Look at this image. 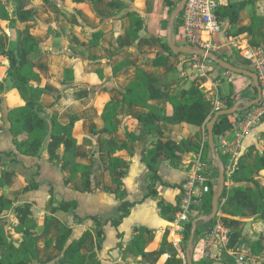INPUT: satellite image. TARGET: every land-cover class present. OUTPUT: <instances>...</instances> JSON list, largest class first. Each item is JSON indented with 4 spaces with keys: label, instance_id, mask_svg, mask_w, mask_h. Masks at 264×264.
I'll use <instances>...</instances> for the list:
<instances>
[{
    "label": "rangeland",
    "instance_id": "rangeland-1",
    "mask_svg": "<svg viewBox=\"0 0 264 264\" xmlns=\"http://www.w3.org/2000/svg\"><path fill=\"white\" fill-rule=\"evenodd\" d=\"M85 1L86 2L82 5H77L72 0H9L8 2V7L11 11L17 9L32 10L35 13L34 15L38 18V22L31 23L30 28L33 30L37 41L41 43L42 48L31 55H23L22 52L17 50V56L20 58L21 63L27 60L33 62L39 73L46 79V84H50V87L54 88L53 85H51L53 84L52 82L63 85L58 89H52L54 90L53 95L56 94L55 92L62 94L67 88V86H65V71L67 69H72L73 80L77 81L76 85L83 83L87 88L93 91V95L87 94L83 99H80L82 103L78 104V110H81L84 106L89 104L91 106L94 105L97 101V95L105 91L108 86L114 89L112 90L114 94L115 90L121 93V87L136 78L137 74L135 66L140 65L148 74L150 86L154 84L156 89H159V86L163 83L167 84V86H170L169 84L174 85L173 90L174 92L176 91V94H171H174L176 97L182 98L191 85L198 86L204 98L212 103L213 111L219 108L229 107L237 101L238 98L236 99V95L241 92V89L236 91L232 89L231 86L224 89L219 86L224 79H227V74L232 76L234 72L227 71L222 67L220 68V66L213 61L208 62V59L203 56L194 54H174L167 50L166 36L169 16L181 0ZM131 10H135L143 18V28L139 33L140 37L136 40L132 39V37H130L127 33V30L131 25V15L129 14ZM152 15H155V23L150 20ZM254 16L264 18V0H248L246 7L241 11V13H239V17L235 23L228 22L227 18L226 20L224 19V21H226L222 25V30L224 31H222V37L224 41L219 40L220 42L215 43L214 49L210 50H212L217 57H220L235 66L249 69L254 71L256 74H259L260 68H264V26L253 27L251 25V18ZM101 18H103V20H101ZM113 18L119 19L120 22H111L110 20ZM26 26L27 25L24 23H16L12 36L9 34L0 36V44L5 47L11 45L15 47L17 42L27 34ZM96 30L101 31L102 34L98 40V45L91 47L89 44L92 41L93 33ZM173 31L174 27L172 34ZM247 51H256L257 56L255 58L257 59L258 56L262 57L259 61V65L261 66L260 68L259 65L255 63L253 58L249 59L246 56ZM158 54H164L166 56V60L161 67L155 68L152 66L150 61L144 63L148 57H154ZM123 60H127L130 63V67L117 75L111 76L107 81L105 78L104 80V76L101 75L99 71L107 67H111ZM88 63H92L93 66L86 67ZM220 71L223 73L220 74ZM4 72L7 74V70ZM209 78H212V80ZM12 81L13 79H10L9 84L3 83V98L6 95V88H8V85H11L10 87L12 88ZM259 81L262 87V98L260 101L262 100V102H264V79H259ZM104 87L107 88L103 89ZM253 88L254 92L251 94V98H255L257 96L256 88ZM173 90L171 89L170 92ZM13 91H16L15 88H13ZM17 95L19 94L17 93ZM121 96L123 97L122 93ZM106 102L101 100V104L98 105L100 111L103 110ZM81 104L83 105L81 106ZM166 104L171 107V104L167 100H165L164 103L165 107ZM257 107L258 105L255 104L251 107L243 108L235 112L232 115L234 117L231 124L232 122L241 123L243 118H245V115ZM137 108L138 107L132 106L129 108V112H139ZM138 114H141V112ZM100 116L102 117V112ZM131 117L135 116H122L121 120L126 125V122L130 121ZM135 119L138 122H142L137 118ZM263 121L264 116L259 117L258 121L246 130H243L241 126H235L236 128H233L230 125V127L232 128L236 138H242L256 127L260 126ZM160 123H162L166 131L171 134L168 138H166L163 134V137L166 139L165 141L160 138L161 136L159 132L161 131H158L157 128L154 134L149 133L147 130V133L145 137H143L140 144L135 141L132 143V149L117 150L114 153V155L118 156H120L118 153H121L124 156V158L121 156V166L124 170L128 168V163L134 153H139L141 157L144 156L147 159L150 155L151 157L155 155V153H157L156 144L158 143V140L163 143L160 154L169 158L171 157L173 162L174 160H177L174 155V153H177L174 141L176 137H179V135L175 134V132L179 131L181 135V140H178L180 144L182 141L186 143L185 140L188 132L181 124H165L162 121ZM135 124L136 123H134V125ZM154 124L157 127L161 126L160 124L158 125V122ZM74 133L75 130L73 129V136L75 135ZM258 135L261 146L259 150H261L264 146V131L260 132ZM196 136L199 137V141L203 144V151L205 149V142L207 141V132L205 131L204 126H201V128L196 131ZM223 138V136H219L218 142L214 140L218 151L219 149L222 151V153L220 151L219 153L225 162L226 168L225 188L222 193L220 209H218L217 215L232 218V223L229 226H224L221 224V220L219 219L215 222L228 228L229 230L228 242L225 245H222L217 251L218 261L228 262L231 264H264V209L258 210V202L256 200L252 201V199L247 197V194L252 188H264V173L262 171H258L253 176L247 177L244 180L234 178L233 174L237 169L235 166L236 160L230 153V148L228 144L225 143ZM104 140L105 139L100 138V143H94V150L97 147L98 150H100L99 145L104 142ZM234 142L236 145L237 141L235 140ZM231 147L234 149L235 146L232 145ZM202 151L200 152L199 149H197L192 153L191 157H189V171L191 168H194L198 163H200L202 164V170L200 173L205 174L206 170L203 168L205 166L203 164L208 162V160L212 157L210 150L207 151L208 153L206 155H204ZM107 153L109 152L107 151ZM83 154L84 153L80 152V157L83 156ZM109 155L111 154L109 153ZM1 159L2 156L0 160ZM214 166L216 167L215 172L218 175V168L216 165ZM239 168L241 169L242 167ZM35 172L32 173L29 178H25L24 183L26 184L22 187V191L25 186H28L30 189L32 179L34 180V177L38 174ZM116 172L118 175L119 172ZM215 180L214 190H216L218 186V176ZM74 182L78 183L77 185L80 186L79 177H76ZM183 182L181 184L184 186ZM238 182L249 184H247V186L236 185ZM111 183L113 184V194L115 195L117 185L113 182L112 176L110 177V181L107 180V184L110 185ZM233 186H243L244 189L240 190L241 192L238 190L241 193L240 197L252 201L251 204L253 205H241L238 207L236 206V202L232 203L230 198L234 196L236 191L230 194L229 189ZM100 189L106 190V187L103 183H99L98 181L96 190ZM89 190L90 189H87V191ZM27 191L25 190L23 193ZM145 191H149V188L146 187ZM181 192L182 189L179 193V199ZM47 193L50 195L48 200L37 199L35 201L32 196L29 197L26 194L25 196L28 197L22 196L23 201L21 202V204L25 202L30 204L31 218L36 222V226L32 232L37 237V264L66 263V258L63 256V252L55 243L59 227H67L71 229L69 240L79 237L84 230H88V240L80 249V253L85 257L93 255L100 264H187L186 249L190 233L188 235L184 232L181 236L180 245L177 247L174 246L172 250H166L161 247L162 238L165 237L168 242H172L173 239H176L175 236H173L174 232L169 231L168 233L163 234L164 236L162 237L154 231H145V242L142 254H135L129 251L128 247L131 246V242L133 240L131 237L129 240L117 244V252L118 254H122L120 256L121 261H119V263L116 262L117 258L112 257L110 254L108 255L111 259H106L107 261L103 262L104 258L101 259L98 257V254L100 253L98 244L102 243L104 239V237H102L100 240L99 237L103 234V232L95 229V224L91 219L90 221L92 227H87L86 223L89 221L87 216L83 217L84 219L80 225H75L76 223L73 222L71 227L64 219V216H66V213L69 211L72 213V220L74 221V213L78 211V206L75 209H69L64 212V210L59 208V201L61 200V197L57 198L53 190H50V188H48ZM244 193H246V195ZM238 201H240V199ZM45 203H48L47 210L49 213L40 219L37 217L39 215L37 208H41L42 204ZM203 214L205 213H203L201 208L199 215ZM257 214L259 216L255 217ZM15 215L16 205L11 203L9 209L0 213V225L7 235V239L11 240L16 245H19L22 237ZM58 215H61L59 216L60 219L56 217ZM259 218L260 221H262L260 223L257 222V219L259 221ZM192 219L193 217L189 220L190 226L192 224ZM210 225H212L210 222H203L199 228ZM197 228L194 235V243L196 245V249H199L202 241L195 237L197 236ZM89 229H92L93 231L91 232ZM234 231H237L239 235L233 236ZM92 234L95 236V239L94 237L91 238ZM46 240L51 242L48 247L46 246ZM2 252L3 249L0 246V257ZM182 254L185 255V258L182 257ZM239 257H241V259ZM236 260H239V262ZM195 262L197 263L196 259ZM205 262L207 261H204V263Z\"/></svg>",
    "mask_w": 264,
    "mask_h": 264
},
{
    "label": "trees",
    "instance_id": "trees-1",
    "mask_svg": "<svg viewBox=\"0 0 264 264\" xmlns=\"http://www.w3.org/2000/svg\"><path fill=\"white\" fill-rule=\"evenodd\" d=\"M47 1V0H44ZM77 5H82L85 0H72ZM9 0H0V36L11 35L16 23L26 24V32L14 46H2L0 44V50L4 51L8 60L7 75L13 83L12 88H15V92L19 94V97L24 101L23 105L15 106L7 111V120L9 123V132L13 136L14 147L22 155L31 156L36 159L40 158L43 147L47 141L54 136H61L62 147L56 146L52 154L49 156V162L52 166L67 169V173L62 177L64 184L68 188L76 189L80 192H85L90 189L91 175L93 167L91 164L82 163L76 158V145L77 139L72 135L75 122L78 120V114H72L69 121L66 124H62L55 114H47L44 106L40 102V96L47 91L44 87V80L39 71L34 66L33 62L25 61L20 62V58L17 56V50L22 52L23 55H29L42 48L40 42L37 41L33 30L30 28V24L38 22V18L27 12L25 9L10 10L8 7ZM248 3V0H238L229 4H223L220 6V18H227L228 22L235 23L238 19L240 11H242ZM131 15V25L127 30V33L136 40L140 37V31L142 30L143 18L134 10L129 12ZM103 20V18H101ZM251 25L253 27L264 26V18L260 16H254L251 18ZM101 31L96 30L93 33L91 47L98 45V40L101 36ZM16 42V41H15ZM166 48L171 52L168 45ZM166 56L164 54H158L154 57H148L144 63L150 61L155 66H161L164 64ZM130 67V63L127 60L120 61L115 65L102 69L99 71L103 75V79L106 81L114 75H117ZM221 68V67H220ZM136 78L131 80L128 84L121 87V93L123 99L109 100L103 107L102 118L104 120V127L107 131H116L121 127L125 140L118 144L113 141L112 144L106 145V150L111 154L108 159L109 172H119L118 177H113V182L117 185L115 192V198L119 201L118 216L115 218H109L108 221L112 226L117 227L130 212V207L136 203H140L143 199L147 198L150 193L144 194L141 200L130 202L124 200L126 195V189L123 183V177L126 174V170L121 166L122 158L118 155H114L117 150L129 149V143L136 141V135L130 126L123 123L122 116L124 114V106H136L147 109V114L156 115L158 121H162L165 124H182L187 123L189 125L205 127L211 119L214 111L212 103L205 99L201 90L196 85H191L186 94L182 98L176 97L174 94H168L166 100L172 106V113L167 114L165 105L157 106L151 103V98L148 92L150 86V79L147 72L140 66L136 65ZM3 64L0 63V74L3 72ZM65 81L73 80L72 69L65 71ZM237 74V73H234ZM244 76L242 74H239ZM104 79V80H105ZM78 85H83L82 83ZM104 87L103 89H106ZM4 85L0 82V106L3 103ZM58 96V94H57ZM144 115L138 114L135 116L138 120H143ZM233 115V114H231ZM222 117V116H221ZM219 117V118H221ZM218 118V119H219ZM145 128L149 133L154 134L157 126L154 123L143 122ZM98 133L94 130L83 136L82 144L91 145L97 143ZM209 151L208 142H205V149L202 151L206 155ZM11 157L12 163H18L16 154L13 150H8L0 154ZM149 158L141 157V162H144L147 166V170L150 173V182L147 187L149 191L154 189L155 183L158 181L159 176L157 174L156 166ZM222 158V157H221ZM223 160V158H222ZM224 161V160H223ZM215 163V161H214ZM225 163V162H224ZM216 164V163H215ZM34 167L39 170V165L36 163ZM264 170V147L261 151H252L249 153L248 163L241 169L234 171L233 177L236 179H243L253 176L256 172ZM36 173V172H35ZM79 177L80 186L74 184V179ZM2 177H0V183ZM31 188H37L39 184L32 179ZM175 187H181L176 185ZM52 188L50 187V190ZM243 186H233L229 189V193L232 194L235 191L243 190ZM29 190L28 186H25L23 191ZM214 188L210 193L203 195L202 197V210L207 214L211 210L212 194ZM247 197L258 202V210L264 209V193L261 188H253L247 194ZM222 195L218 201V209H220ZM179 200V195H178ZM12 201L0 195V213L9 209ZM78 204L75 200H63L59 201V208L64 211L77 208ZM16 218L19 225V231L21 232L22 240L19 245H15L11 240L7 239L2 226L0 225V246L3 249L0 257V264H37V237L33 234L32 230L36 226V222L31 218L30 204L25 202L16 205ZM259 216L258 214L255 216ZM88 219L93 220L95 229L102 231L103 222L97 215L87 216ZM221 220V224L229 226L232 223V218L226 216L216 215L214 219L210 221V224H214L217 220ZM194 218L192 219V221ZM83 218L74 213V222L82 223ZM191 222V221H190ZM203 222H199V227ZM191 226H188L185 232L189 235ZM145 226H134L131 246L128 247L129 251L135 254L143 253V245L145 242ZM71 235V229L65 227H59L55 243L63 252V256L66 258L65 264H100L99 261L92 255L85 257L80 253V249L84 243L88 240L89 231L85 230L79 237L69 240ZM121 235V233H118ZM100 240L102 236L99 237ZM51 242L46 240V246L48 247ZM161 247L166 250H172L174 248L171 242H168L165 237L161 240Z\"/></svg>",
    "mask_w": 264,
    "mask_h": 264
},
{
    "label": "crops",
    "instance_id": "crops-1",
    "mask_svg": "<svg viewBox=\"0 0 264 264\" xmlns=\"http://www.w3.org/2000/svg\"><path fill=\"white\" fill-rule=\"evenodd\" d=\"M235 1L238 0H222V5ZM97 2L99 1L97 0ZM26 11L35 14L32 10ZM150 20L155 23V15H152ZM221 20L223 25L226 21H224V19ZM110 21L115 23L120 22V20L116 18H113ZM223 32L212 36L214 44L220 42L219 40H223ZM0 63L3 64L4 68L3 72L0 74V82L9 84L10 77L6 74V72H4L5 70H7L8 60L5 56V53L2 51H0ZM91 66H93V64L88 63L86 67ZM152 66H154L155 68H159L162 65L155 66L152 64ZM222 73L223 72L220 71V74ZM227 76V79H224L219 84L222 89L228 88L229 86H231L232 89L236 91L241 89V92L236 95V99H252L251 94L254 92V86L251 78L247 76H241L239 74H233L232 76L227 74ZM209 79L212 80V78ZM43 80L44 87L47 89V91L40 96V102L44 106L47 114H55L62 124H66L72 114H78V120L76 121V124L73 128L75 130L74 136L78 140V143L76 145V158L78 161L91 164L93 167L90 190L86 192H80L76 189L68 188L64 184L62 178L67 173V169L52 166L50 164L48 158L52 154L56 146H60V148L62 147L61 142L63 137H51L43 147L39 159L22 155L15 149L13 136L9 132L7 111L12 107L23 105L24 101L19 97V95H17L15 91H13V88L10 87L11 85H8V88H6V95L4 96L3 103L0 106V154L8 150H13L16 154L18 163L14 164L10 162L11 157L4 154L1 155L2 159L0 160V177H2V181L0 183V195H3L5 198L11 200L13 204L18 205L23 201L22 196H25L26 194L29 197L32 196L35 201L37 199L48 200V197H50V195L47 193V191L48 188L52 187V190L57 198L61 197V199L67 201L75 200L78 204V211L76 212L78 216L83 218L84 216L97 215L103 222V234L101 236L104 237V239L102 243L98 244L100 251L98 257H100L101 259L104 258L105 260L103 259V262H106V259H111L109 258L108 254H110L114 258L116 257V262L119 263V261H121L120 256L122 254H118L116 248L117 244L123 243L134 236V226H145L147 228V232L154 231L160 234L161 237L164 236L163 234L168 233V231L173 232L172 221L177 209L178 195L182 189L181 183L185 179L190 168L188 166V163L190 161L189 157H191L192 153L197 149H199L200 152L202 151L203 144L199 141V137L196 136V131L201 127L189 125L187 123L181 124L186 128L188 134L185 140L186 143L182 141L180 144L178 140H181V135L179 131L175 132V134L179 135V137H176L174 141V146L177 151V153H174L177 159L174 160V162L171 157L169 158L160 154L162 151L163 143L158 140V143L156 144L157 153H155V155L151 157L150 161L153 162L155 166H157V174L159 176V179L155 183L154 189L151 191H145L148 183L150 182V173L147 170L146 164L144 162H141V156L139 153H134L132 155V158H130V161L128 163V168L126 169V174L123 177V183L126 189L124 200L135 202L141 200L146 193L151 192V195L143 199L142 202L136 203L134 206L130 207L129 214L123 218L122 222L117 227H114L106 220L118 216L119 201L113 194V184H107V180L110 181L111 176L118 177L119 174L117 175L116 171L113 172V174L109 173L108 159L110 155L106 151V145L112 144L113 140H115L118 144H121L125 140V135L121 127L112 132H109L105 129L104 120L100 116L102 111L99 110L100 108H98V105L101 104V100H104V102L111 99L122 100L123 97L121 96V93L119 91L115 90L114 94L112 92V90L114 89L108 86L105 91L97 95V101L94 105L91 106L89 104L87 106H84L81 110H78V104L82 103L80 99H83L87 94L93 95V91H91V89L87 88L83 83V85H76L77 81L71 80L66 81L65 86H67V88L63 91L62 94H59V92H55L56 94L53 95L54 90L52 89H58L63 85H61L60 83L55 84L54 82H52L53 84L51 85H53L54 87L52 88L49 86L50 84H46L47 81L45 78H43ZM169 85L170 86H167V84L163 83L159 86V89H156V86L152 84V86L148 88L151 103L157 106H162L165 103L168 93L176 94V91L174 92L173 90L174 85ZM171 89L173 90L172 92H170ZM82 105L83 104H81V106ZM130 107L132 106H124L123 113L127 114L128 117L130 115L136 116L139 112H141V114H146L144 115L142 122H138L135 117H131L130 121L126 122V125H129L130 129H132L136 134V138L138 139H136V141L138 144L141 143L143 137H145L147 133V129L143 124L144 121L148 123L158 122V125H161L157 127V130L162 132V135L161 132H159L161 136L160 138L162 140L165 141V137H170L171 134L166 131V129L163 127V124L160 123L161 121H158L157 116L147 114V110L142 108L139 109L140 107L137 108L139 112H129ZM166 112L167 114H171L172 106L170 107L168 106V104H166ZM233 117L234 116L232 115H225L219 118L213 128V136L216 142L219 141V136L224 137L223 139L225 143H227L230 148V153L236 160H234L235 166L237 167V169H240L239 167H244V165L248 163L249 153L251 149L252 151H259L261 153L264 146L261 150H259L261 146L258 139V134L264 131V121L260 124V126L256 127L245 137L236 138L232 128L230 127ZM134 123L136 124L134 125ZM94 130L98 133L96 138L97 143H100V138L105 139L104 142L99 145L100 150H98V147L94 150V143L91 145L82 144L83 136L91 133ZM163 134L165 135V137H163ZM235 140L237 141L236 145L234 142ZM232 145L235 146L234 149H232ZM128 146L130 149H132V143H129ZM80 152L84 153L81 157ZM220 152L222 153V151ZM118 154L120 155V157L122 156L124 158L121 153ZM209 161L210 163H212V172L214 173V177L216 178L218 175L215 172L216 167L213 166L216 164L213 162V160H208V162ZM36 163L39 165V170H36V168L34 167V164ZM33 171H36L38 173L34 177V181H36L39 186L34 189H31L30 186V189L27 192L23 193L22 187L26 184L24 183L25 178H29L30 175L34 173ZM261 171L264 173V170ZM244 179L245 178H243V180ZM98 181L99 183L101 182L103 183V185H105L107 191L104 189L96 190ZM74 184L77 185L78 183L74 182ZM247 184L249 183L238 182L236 185L247 186ZM176 185H181V187H175ZM262 191L264 193V188H262ZM240 192L236 191L234 196L230 198L231 202H236V206L238 207H240L241 205H253L251 204L253 200L250 201L241 198ZM244 194L246 195V193ZM239 199L240 201H238ZM47 207L48 203H45L42 204L41 208H37V210L39 211V215L37 216L38 218L42 219V217L49 213ZM66 214L67 215L64 216V219L72 227V224L74 222L72 220V213L68 211ZM199 214H194L193 218L195 219ZM59 216L61 215H58L56 217L60 219ZM257 222L260 223L262 221H260L259 218V221L257 219ZM80 224L81 223H76L75 225ZM86 226L89 228L92 227L90 219L86 223ZM89 230H91V232L93 231L92 229ZM118 233H121V235H118ZM93 234L91 235V238L94 237L95 239V236H93ZM234 235L239 234L237 231H234L233 236ZM192 260L194 259L192 258Z\"/></svg>",
    "mask_w": 264,
    "mask_h": 264
},
{
    "label": "built area",
    "instance_id": "built-area-1",
    "mask_svg": "<svg viewBox=\"0 0 264 264\" xmlns=\"http://www.w3.org/2000/svg\"><path fill=\"white\" fill-rule=\"evenodd\" d=\"M221 5L222 0H187L174 22L175 25L173 26L174 31L172 34L174 43L176 45L199 46L206 51L212 52L210 49H214L215 45L212 36L223 31L219 10ZM246 56L249 59L253 58L257 65H259V61L262 58L260 56H258V59L255 58L257 56L256 51H247ZM207 61L210 62L211 60L208 59ZM260 67L259 65V68ZM263 73L264 68L261 67L259 74H257L261 80L264 79ZM256 105H258V107L245 115L241 123L232 122L231 127L236 128L237 126H241L243 130H246L256 123L259 117L264 116V102L261 100ZM209 160H212V158ZM211 164L210 161L204 163L203 165L205 166L203 168H205L206 171L205 174H201L202 164L198 163L194 168L190 169L183 182L184 186L182 185V192L177 204L175 217L172 221L173 236L176 238L172 240V244L175 247L180 245L181 236L187 227L190 226V218H192L194 214L200 213L203 204V195L210 193L212 188H214L216 178L212 172ZM199 227L197 228V236L195 237L200 239L202 244L199 249H196L194 243L193 263L209 264L218 261L217 251L222 245H225L229 239L228 228L221 226L219 223H214L207 227ZM182 257L185 258V255L182 254ZM239 258L241 259V257ZM239 260L236 261L239 262ZM204 261L207 262L204 263Z\"/></svg>",
    "mask_w": 264,
    "mask_h": 264
},
{
    "label": "water",
    "instance_id": "water-1",
    "mask_svg": "<svg viewBox=\"0 0 264 264\" xmlns=\"http://www.w3.org/2000/svg\"><path fill=\"white\" fill-rule=\"evenodd\" d=\"M186 1L187 0H181L179 4L172 10L169 16V21L167 25L166 42L171 52L174 54H194V55H199V56L208 58L209 60L215 62L217 65H219L220 67H222L223 69L227 71L242 74L244 76L251 78L253 81V86L256 88V91H257V96L255 98H252V99L239 98L236 102H234L233 105L226 107V108H219L215 110L211 119L206 125L207 142H208L209 150L211 152V157L215 161L216 166L218 168V186L215 192L212 194L211 211L207 214L198 216L192 221V224H191L190 236H189L187 249H186V263L194 264L192 261V253L194 249V235H195L197 225L201 221L204 223H208L212 219L215 218L218 212V201L225 188V163L222 160L221 155L215 145L214 136H213L214 125L216 121L218 120V118L221 116L231 115L243 108H248V107H251L257 104L262 98V87L259 81V77L254 71L235 66L227 62L226 60L220 57H217L213 52L204 50L202 47L192 46V45H176L174 43L173 36H172L174 22H175L176 17L182 11ZM209 264H231V263L222 262V261H214Z\"/></svg>",
    "mask_w": 264,
    "mask_h": 264
}]
</instances>
